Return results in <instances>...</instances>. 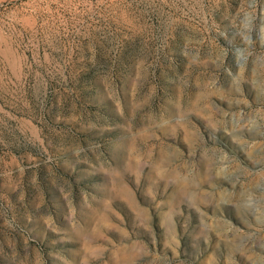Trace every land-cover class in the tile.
Returning <instances> with one entry per match:
<instances>
[{
    "label": "rangeland",
    "instance_id": "1",
    "mask_svg": "<svg viewBox=\"0 0 264 264\" xmlns=\"http://www.w3.org/2000/svg\"><path fill=\"white\" fill-rule=\"evenodd\" d=\"M0 264H264V0H0Z\"/></svg>",
    "mask_w": 264,
    "mask_h": 264
}]
</instances>
